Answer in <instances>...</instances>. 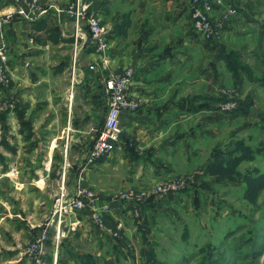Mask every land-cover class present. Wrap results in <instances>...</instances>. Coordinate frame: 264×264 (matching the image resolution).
Returning <instances> with one entry per match:
<instances>
[{"label":"crops","instance_id":"1","mask_svg":"<svg viewBox=\"0 0 264 264\" xmlns=\"http://www.w3.org/2000/svg\"><path fill=\"white\" fill-rule=\"evenodd\" d=\"M31 1L0 0V16L13 12L0 25L10 56L0 101L12 103L0 110V264H31L22 251L50 219L63 173L69 191L79 175L103 196L145 188L148 219L166 200L150 194L153 185L173 174L187 179L170 198L177 207L184 201L197 213L202 195L212 203L217 190L232 187L240 206L264 205V0H225L236 14L222 22L218 42L193 29V0H82L107 30L103 53L87 42V18L76 24L72 16L78 0H39L34 13ZM211 16L221 21L217 7ZM76 30L84 35L74 57ZM125 67L134 71L130 93L139 107L121 112L113 151L89 162L109 107L105 81ZM226 96L237 97L234 111L221 108ZM110 205L105 218L116 226L127 208ZM67 224L59 263L78 264L83 254L97 262L99 252L71 247L73 237L95 242L104 234L90 210ZM46 259L53 264L49 243Z\"/></svg>","mask_w":264,"mask_h":264},{"label":"rangeland","instance_id":"2","mask_svg":"<svg viewBox=\"0 0 264 264\" xmlns=\"http://www.w3.org/2000/svg\"><path fill=\"white\" fill-rule=\"evenodd\" d=\"M261 101L264 107V94ZM186 181L180 174H173L155 182L150 194L166 200L165 205L152 209L150 219L146 213L142 214L146 212L145 202L125 206L127 209L122 212L123 219L118 221L121 226L120 223L113 226L105 218L104 234H97L95 242L76 236L73 237V244L70 241L71 247L88 249L91 253L99 252L98 264H264V205L256 209L240 206L237 187H232L230 193L224 191L228 188H221L217 190L218 195L212 203H208L207 196L202 195V205L196 213L192 204L182 201L185 206L177 207L170 199L174 192L185 186ZM164 184L170 185L167 190L156 191ZM58 185L55 183V190H59ZM138 189L145 191V188ZM145 192L148 197L149 193ZM241 213L246 214L244 219L239 217ZM68 228L69 225L64 227L66 236L62 237L60 246L68 237ZM50 230L54 232L48 240L52 245L55 229L52 227ZM112 230L117 231L118 235L112 236ZM37 235L33 233V237ZM64 254L69 255L67 251ZM60 257H57L55 264H60ZM65 259L68 258L65 257L64 262ZM75 262L84 264L79 256Z\"/></svg>","mask_w":264,"mask_h":264},{"label":"built area","instance_id":"3","mask_svg":"<svg viewBox=\"0 0 264 264\" xmlns=\"http://www.w3.org/2000/svg\"><path fill=\"white\" fill-rule=\"evenodd\" d=\"M195 3L191 13V24L193 29L207 41L218 42L223 36V23L229 17L236 14V8L225 0H193ZM92 2L78 0L70 11L76 24L81 19L87 18V42L92 45L97 52L103 53L108 47L107 30L101 23L100 18L94 14H88L87 9ZM220 11L221 21L215 22L211 16L214 8ZM29 9L32 13L40 9L39 0H32L29 3ZM16 13L25 17H30L22 8H18ZM13 15L9 12L0 16V25L8 22ZM84 35L83 31L76 30L74 35V48L77 55L79 39ZM10 60L6 45L0 42V86L6 85L9 81L8 62ZM94 68L95 65H90ZM134 81V71L130 67H125L118 72L112 73L105 81V88L108 97V112L105 116L102 127L99 129L91 148L89 150L88 160L93 162L105 155L111 153L116 144L122 137V127L120 125V114L123 110L135 111L139 107L138 98L130 93V88ZM71 97V93H70ZM12 103L9 100L0 101V110L7 109ZM237 107V100L232 99L221 104L224 110H233ZM167 184V183H166ZM170 185L159 186L156 191H164ZM167 190V189H166ZM147 193L137 187H126L108 196L96 192L86 182L83 175H79L77 185L69 191L65 186V174L62 175V182L57 192L51 210V217L46 222L45 228L34 237L22 254L27 257L31 264H50L46 259L47 245L50 237V228L55 229V236L52 243L53 264L56 263L59 254L60 241L66 236L67 220L70 216L76 215L81 211L90 210V218L95 227L104 231L106 229L105 213L110 210L111 202H117L122 207L139 205L144 203ZM105 200L106 203L100 202ZM120 226L122 225L121 222ZM118 223V225H119ZM112 236H117L118 232L113 231Z\"/></svg>","mask_w":264,"mask_h":264},{"label":"trees","instance_id":"4","mask_svg":"<svg viewBox=\"0 0 264 264\" xmlns=\"http://www.w3.org/2000/svg\"><path fill=\"white\" fill-rule=\"evenodd\" d=\"M232 99H235V100H238L237 99V97H228L227 98V96L226 97H224L222 100H221V104L222 103H224V102H226V101H229V100H232ZM238 102V101H237ZM236 109V108H235ZM235 109H233L232 111H234ZM228 236V235H227ZM255 242H256V240H255ZM255 245V244H254ZM256 245H258V244H256ZM242 249V248H241ZM240 249V250H241ZM80 259H81V261H83L84 262V264H98V262H94V260H93V258H92V256H90L89 254H83V255H81L80 256Z\"/></svg>","mask_w":264,"mask_h":264},{"label":"bare ground","instance_id":"5","mask_svg":"<svg viewBox=\"0 0 264 264\" xmlns=\"http://www.w3.org/2000/svg\"><path fill=\"white\" fill-rule=\"evenodd\" d=\"M72 93V92H71Z\"/></svg>","mask_w":264,"mask_h":264}]
</instances>
